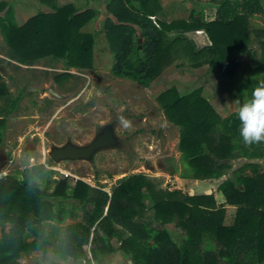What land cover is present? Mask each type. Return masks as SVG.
Instances as JSON below:
<instances>
[{"label":"trees","instance_id":"obj_1","mask_svg":"<svg viewBox=\"0 0 264 264\" xmlns=\"http://www.w3.org/2000/svg\"><path fill=\"white\" fill-rule=\"evenodd\" d=\"M154 1L158 0H107L105 35L116 75L149 86L177 58L197 60L205 53L212 69L242 71L238 56L248 49L250 17L264 12L262 0H220L214 19L194 10L188 18L171 21L152 18ZM99 13L97 8L67 3L51 12L40 10L19 24L13 5L0 0V31L21 62L31 64L49 56L63 59L68 67L91 69L98 32L83 26ZM200 29L208 33L211 44L198 49L187 33ZM226 70L221 74L231 73ZM249 80L254 82L252 93L257 81ZM0 100H5L0 115L7 116L19 97L0 84ZM157 100L167 119L180 128L179 148L187 169L182 175L201 179L226 175L218 185L225 202L218 205L214 193L158 187L144 172L123 177L112 195H77L80 185L88 190L91 186L78 180L77 187L70 188L63 179L49 192L38 182L39 178L49 182L44 165L34 164L23 177L0 178V264H23L21 256L35 250L43 252L36 264H111L109 256L116 251L131 257L133 264H221L220 259L224 264H264V162L234 169L231 163L239 151L264 159V142L246 145L239 135L238 111L223 117L202 88L181 92L172 85ZM6 116L0 117V154ZM248 166L254 171L244 174ZM73 197L95 204L91 217L61 226L67 215L63 199ZM228 204L235 206L234 213ZM173 221L183 228L178 240L165 227ZM48 223H56L54 231H47ZM206 239L224 248L206 251Z\"/></svg>","mask_w":264,"mask_h":264},{"label":"rangeland","instance_id":"obj_2","mask_svg":"<svg viewBox=\"0 0 264 264\" xmlns=\"http://www.w3.org/2000/svg\"><path fill=\"white\" fill-rule=\"evenodd\" d=\"M4 1L10 2L16 10L17 23L25 22L40 10L54 11L55 7L58 9L67 3L74 2L76 7L84 9L94 8V5L100 2L97 0H63V2L46 0L49 7L40 0ZM102 1L104 5L106 0ZM163 1L166 5L172 6L173 1L179 3V0ZM219 1L199 0L198 5L183 3L179 9V15L188 17L191 11L203 10L206 18L213 19L216 17ZM262 4L264 7V0ZM249 25L248 47L251 49L242 51V55L238 56L246 58L238 61L242 67L240 74L233 77L236 72H233L231 68L226 70L228 67L224 68V71L231 73L221 74L222 69H212L209 54L205 53L197 60L187 57L177 58L176 65L171 64L165 67L150 87H145L132 78L118 76L112 71L114 55L107 45L104 32L100 33L96 40L95 66L91 69L68 67L63 59L49 56L34 61L32 67H28L27 63H20L21 61L16 58L0 34V79H4L5 88L7 92L12 93V97H17L18 92L23 93V96L19 97L17 108L10 110L6 117L8 128L5 132V142L1 146V153L8 154L9 158L5 166L1 168V173L9 172V174L23 177L30 171L29 157H31L32 165L40 164L41 166L44 163L47 171H50V183L41 186L46 189L53 188L56 181H60L66 173L71 171L83 179L91 181L92 178L98 186L110 189H113L123 177L144 172L161 187L181 188L185 192L196 188L200 190V185L195 188L191 180L186 181L178 177L176 173H170L175 164L179 166L178 129L175 124L165 120L158 106V100L156 101V95L172 85H176L181 92L202 88V93L214 104L238 110L246 99L251 98L249 94L251 86L245 84L247 77L257 79L258 83L264 81V61L261 60L264 55V12L252 15ZM86 28L96 30L101 27L90 20ZM192 35L193 33H190V36ZM248 52L252 53L248 54ZM233 65L229 66L233 67ZM50 67L78 70L84 74L80 76L69 72L68 78L75 79L76 82L67 80V77L63 78L64 81L58 79L59 90L77 91L73 99H50L49 93L44 91L43 88L48 85L50 76L62 78L65 75L63 74L65 72ZM26 69L31 71L30 75L34 79L30 85L26 83L32 78L25 79L21 76ZM189 76L192 77L190 81ZM222 76H229V79ZM24 85L25 88L30 87L28 91L24 90ZM229 93L230 95H227ZM237 100L239 103L236 102ZM1 103L4 104L2 100ZM120 116L130 122L127 127L120 124L118 119ZM113 119L117 120V131L125 141L124 147L103 149L91 161L80 159L55 162L50 160L49 151L53 145L69 140L76 143L88 141L96 135L101 125ZM153 161L163 166L161 171L156 172L157 174L148 168L153 167ZM40 181L43 182V180ZM217 199L221 201L224 198L219 196ZM234 210L233 207L229 209L232 213ZM77 217L85 219V213H80ZM165 227L168 228L173 239H179L178 231L181 229L179 223L168 222ZM204 246L206 251L214 253L224 248L216 240L210 239L205 240ZM41 255L42 251H34L18 259L23 264L30 262L36 264ZM109 259L113 264H129V258H125L121 252L116 251L109 256ZM220 263L224 264V259H220Z\"/></svg>","mask_w":264,"mask_h":264},{"label":"crops","instance_id":"obj_3","mask_svg":"<svg viewBox=\"0 0 264 264\" xmlns=\"http://www.w3.org/2000/svg\"><path fill=\"white\" fill-rule=\"evenodd\" d=\"M96 1V0H95ZM98 2H99V4L98 5H94V8H97V9H99V11H100V13H99V15H97L95 18H93L92 20H93V22H96L97 23V25H99L101 28H99V29H97L96 28V30H90V29H88V28H86V25H84L83 26V30H89V31H93V32H98L97 33V39H98V35L100 34V33H105V21H106V19H107V17L110 15L109 14V12H108V9H107V7H106V3H107V0L105 1V3H104V5H103V1L102 0H97ZM198 1L199 0H196V3H194V5H198ZM61 2H63V0H61ZM158 2H159V4L160 5H158ZM100 3H102V5L100 4ZM183 3L184 4H193V2L191 1V0H179V3H177V2H175V1H173V6L172 5H166L165 4V2L163 1V0H158L157 1V3H156V1H154V6H155V8L153 9L154 10V15H152V18L153 19H157V20H159L158 18H160V19H163V20H168V21H171V20H173V19H176V18H188L189 16H190V14H191V12H190V14H189V16L188 17H183V16H180L179 15V9H180V7L181 6H183ZM71 4H74V5H76L74 2H71ZM46 5H48L47 3H46ZM49 6V5H48ZM50 7V6H49ZM79 8V7H78ZM79 9H81V8H79ZM203 11V10H202ZM45 12H47V11H45ZM48 12H51V11H48ZM15 14H16V16L15 17H17V12H16V10H15ZM215 18V17H214ZM213 18V19H214ZM206 19H208V18H206ZM209 20V19H208ZM211 20V19H210ZM27 21V20H26ZM25 21V22H26ZM25 22H23V23H25ZM23 23H19V24H23ZM190 33H193V35L192 36H190ZM0 34H1V31H0ZM187 35L188 36H190L192 39H193V41H194V43H195V45H196V47L198 48V49H201V48H203L204 46H209L210 44H211V40H210V37H209V35H208V33L204 30V29H200V30H196L195 32H189V33H187ZM1 36H2V34H1ZM106 37V36H105ZM2 39H3V41H5L4 40V38H3V36L1 37ZM6 42V41H5ZM106 42L108 43V41H107V37H106ZM108 45V47H109V44H107ZM110 49V48H109ZM249 49H251V48H249L248 47V50ZM254 50H256L255 48H254ZM111 51V50H110ZM250 53H252V52H248V54H250ZM245 54H246V52H245ZM242 55V54H241ZM240 56V55H239ZM51 58V57H50ZM242 59H246L244 56H242L241 57ZM240 58V59H241ZM247 60H250V59H247ZM13 62H17V61H15V60H12ZM242 61V60H241ZM176 60L174 61V63H173V65H176ZM20 63H22V62H20ZM28 65H29V63H27ZM34 64V63H33ZM21 65H23V64H21ZM31 65H32V63H31ZM60 67V66H59ZM59 67H50L51 69H57V70H61L62 72H65V73H63V74H65L63 77H66V76H68L69 75V72H71V73H74V74H77V75H84L83 73H79L78 72V70H72V69H68V68H59ZM66 72H68V73H66ZM242 71H240V72H236L234 75H233V77H235L236 75H238V74H240ZM244 73V72H243ZM1 76V75H0ZM230 76V75H229ZM229 76H222L223 78H225V79H229ZM248 79L246 80V83H247V81H251L248 85L249 86H251V88L253 87V81L252 80H249V79H251V78H253V77H247ZM188 79H189V81L190 80H192V77L191 76H189L188 77ZM253 79H255V78H253ZM256 81H257V85H258V80L257 79H255ZM154 82H156V80L154 79L152 82H151V84L152 83H154ZM245 83V84H246ZM0 84H3L4 85V87H5V81H4V79L2 78L1 79V83ZM184 84V83H183ZM145 87H150V85L149 86H145ZM251 88H250V91H251ZM254 88H255V86H254ZM6 89V88H5ZM189 89V88H188ZM192 89H189V90H186V91H182V92H188V91H191ZM7 91V90H6ZM47 91V90H46ZM57 91L58 92H60V93H62V94H71L72 96H70L69 98H67L68 100H71V99H73L74 97H75V95L77 94L76 93V90L75 91H71V92H63V91H61V90H59V89H57ZM8 93H10V92H8ZM160 94V92L156 95V101H157V97H158V95ZM249 94H251V93H249ZM10 95H12V93H10ZM49 95V94H48ZM227 95H230V93L229 94H227ZM17 96H20V95H17ZM51 98L50 99H54V98H58V97H54V96H51V95H49ZM58 99H61V98H58ZM211 100V99H210ZM3 102H4V106H5V100H2ZM212 102V101H211ZM157 103H158V101H157ZM213 103V102H212ZM214 104V103H213ZM2 105V103H1V100H0V106L2 107L3 106ZM17 106H18V103H17ZM17 106H16V108H17ZM158 106H159V108H160V110L163 112V116H164V118H165V120L169 123L170 121L167 119V117H166V115H165V113H164V111H163V109L160 107V105H159V103H158ZM214 106L217 108V110L219 111V113L223 116V117H225V116H228L230 113H233V112H235V111H238V110H232V109H228L227 107H225V106H222L221 104L220 105H218V104H214ZM16 108H14V109H16ZM0 116H6L5 115V113H1V115ZM7 117V116H6ZM172 123V122H171ZM174 125V124H173ZM176 126V128L178 129V141H177V144H178V146H179V142H180V128H179V126H177V125H175ZM7 127H8V125H7ZM116 128V131H117V126L115 127ZM117 133H118V131H117ZM118 135H119V133H118ZM120 136V135H119ZM94 137H95V135H94ZM93 137V138H94ZM121 137V136H120ZM92 138V139H93ZM122 138V137H121ZM123 139V138H122ZM121 139V140H122ZM91 140V139H90ZM90 140H88V141H90ZM69 141H73V140H69ZM69 141H67V142H69ZM88 141H85V142H80V143H78V144H82V143H86V142H88ZM5 142V141H4ZM74 142V141H73ZM66 143V142H65ZM74 143H76V142H74ZM62 144H64V143H62ZM55 145H60V144H55ZM54 146V145H53ZM114 148H121V147H114ZM179 149V157L177 156V158H178V164H179V166L178 165H176L175 164V167L172 169V170H170V173L171 174H177L178 175V177H180L181 179H183V180H186V181H188V180H191L193 183H194V185H195V188H196V186H198V185H200L201 187V189L200 190H197V188L196 189H193V191L191 190V191H188L190 194H195V193H207V194H211V193H214L215 194V197H216V199L219 197V196H222L223 198H224V195L218 190V185H219V183L223 180V179H225L226 178V175H224L223 177H221V178H204V179H201V178H194L193 176H188V177H184L182 174L183 173H185L186 172V170L187 169H185V166H184V164L182 163V151L180 150V148H178ZM100 152V151H99ZM13 153V152H12ZM49 154H50V151H49ZM1 155H5V157H6V162H5V164L7 163V159L9 158V155L8 154H3V153H1L0 154V156ZM96 157H94V159H95ZM179 158H180V160H179ZM50 159H53L52 157H51V155H50ZM10 160H12V159H10ZM85 160V159H84ZM93 160V159H92ZM53 161H55L54 159H53ZM64 161H76V160H64ZM88 161H91V160H88ZM56 162V161H55ZM254 162H258V163H263L264 162V159H262V158H249L248 156H246V154L242 151H239V153H238V155L235 157V158H233V159H231V163L233 164V169L234 168H237V167H241V166H244V165H246L247 163H254ZM42 165H44V169H45V171H44V174H46V176H49V183H50V181H51V174H50V172H47V169L45 168L46 167V165L44 164V163H42ZM152 165H153V167L151 168V167H148L149 168V170H151V171H153V172H155V174H157L156 172H159V171H161L162 169H163V166L161 165V164H157L156 162H154L153 161V163H152ZM5 166V165H4ZM44 169H42V170H44ZM144 169H146L145 167H144ZM146 171H148V170H146ZM253 171H254V169L253 168H251V167H246V169H245V171H244V174H250V173H253ZM189 173H190V171H188ZM136 173H138V172H136ZM231 173V170L229 171V174ZM2 175H4V174H2ZM7 175H9V172L6 174V175H4V176H7ZM15 175V174H14ZM19 176V175H18ZM3 176H1L0 178H2ZM64 181H67L68 182V184H69V187L71 188H74V187H77V182H78V180H83V181H85V183H87V184H89L90 186H91V189H87L84 185H80L78 188H76V194L78 195V194H80V195H84V196H88V194H90V195H92V197H97V196H101L102 195V192H108L109 193V195H112V192H113V189L118 185V183H117V185L113 188V189H110L109 187H101V186H98L96 183H95V181H93V179L91 178V181H89V180H86V179H83V178H81L80 176H78L75 172H71V171H69L68 173H66L65 175H64V177L62 178ZM40 180H43V182H41ZM157 185H158V187H161V186H159V184L154 180V179H152ZM41 182L42 184H41V186H43V185H47V184H49L48 182L47 183H45L46 181H45V179L44 178H39L38 179V182ZM57 184V181H56V183H55V185ZM54 186V185H53ZM55 187V186H54ZM54 187L53 188H49V189H46V188H44L45 190H47V191H49V192H51V191H53V189H54ZM162 188H168V187H162ZM168 189H170V188H168ZM181 189V188H180ZM170 190H175V189H170ZM181 190H183V189H181ZM184 192H185V190H183ZM51 199H54L56 202L58 201V199H55V198H51ZM64 200V208H65V211H66V213H67V215H65L64 216V220L62 221V222H59L60 223V225L61 226H66V225H69V224H72V223H76V222H88V219L91 217V214H92V212H93V209H94V207H95V204L94 203H92V202H81V200H79L78 198H69V199H63ZM225 202V198L224 199H222L221 201H219L218 199H217V203H218V205H220V204H222V203H224ZM109 204H110V200L108 201V203H107V205L105 206V211H104V215L105 214H107V211H108V208H109ZM227 206H229V208H231V207H233V208H235V206H230L229 204L227 205ZM66 208H67V210H66ZM80 213H85V219L83 218H78L77 216H80ZM169 223H172V222H169ZM97 225V222L95 223V225L93 226V231H95V228L97 227L96 226ZM55 226H56V223H48L47 224V231H54V229H55ZM119 227H120V225H119ZM183 231V228L181 227V229H180V232H182ZM101 233H102V231H100ZM2 233H3V225L2 224H0V236L2 235ZM94 233V232H93ZM92 233V235H94ZM34 238V236H29V239H33ZM35 251H41V250H35ZM34 252V251H33ZM117 252H119V251H117ZM43 253V252H42ZM115 253V252H114ZM122 253V252H121ZM113 254V253H112ZM112 254H110V255H112ZM123 256H125L124 254H123ZM125 258H129V264H133V260H132V258L131 257H126L125 256ZM130 259L132 260V263L130 262ZM111 262V261H110ZM111 264H113V263H111Z\"/></svg>","mask_w":264,"mask_h":264},{"label":"water","instance_id":"obj_4","mask_svg":"<svg viewBox=\"0 0 264 264\" xmlns=\"http://www.w3.org/2000/svg\"><path fill=\"white\" fill-rule=\"evenodd\" d=\"M142 38H140V41ZM49 95L61 99H67L71 94H62L58 91H48ZM121 137L118 135L115 126L111 123L107 125L101 132L95 135L93 139L86 143L78 144L73 141L66 142L60 145L52 146L50 150L51 157L56 162L64 160H92L96 154L104 148L120 147ZM6 162L5 155L0 156V170ZM132 263V260L130 259Z\"/></svg>","mask_w":264,"mask_h":264},{"label":"clouds","instance_id":"obj_5","mask_svg":"<svg viewBox=\"0 0 264 264\" xmlns=\"http://www.w3.org/2000/svg\"><path fill=\"white\" fill-rule=\"evenodd\" d=\"M239 103V100L236 101ZM239 135L246 145L264 142V81H260L238 109ZM121 125L127 127L129 121L123 116L118 117ZM32 167V158L29 157ZM35 179V178H34Z\"/></svg>","mask_w":264,"mask_h":264},{"label":"flooded vegetation","instance_id":"obj_6","mask_svg":"<svg viewBox=\"0 0 264 264\" xmlns=\"http://www.w3.org/2000/svg\"><path fill=\"white\" fill-rule=\"evenodd\" d=\"M28 67H32V65L31 64H29L28 65ZM79 73H81L80 71H78ZM30 73H31V71H29V70H27L26 69V71L24 72V75H21V76H24V78L25 79H27V78H30L31 77V75H30ZM70 75H68V76H66L67 78L69 77ZM32 79H31V81H27L28 83H26V84H32L33 82H34V79H33V77H31ZM63 78H65V77H54V76H50L49 77V83H48V85H45V87L43 88L44 89V91H46V90H48V91H52V93L54 92V91H57V89H60L59 88V83H58V79H61L62 81H64L63 80ZM67 80H69V81H71V82H76V80L75 79H70V78H68ZM30 87L29 86H26V88H25V85H24V90H27L28 91V89H29ZM75 91V90H74ZM69 92H71V91H69ZM76 93H77V91H76ZM29 94V93H28ZM17 95H20V96H17V97H22L23 96V93L22 92H18V94ZM113 124L115 127L117 126V120L116 119H113V120H111V121H108L107 123H105V124H103V125H101L99 128H98V130L96 131V134H98L99 132H101L107 125H109V124ZM122 139V138H121ZM125 141L122 139L121 140V142H120V147H124V145H125V143H124ZM104 149H106V148H104Z\"/></svg>","mask_w":264,"mask_h":264},{"label":"built area","instance_id":"obj_7","mask_svg":"<svg viewBox=\"0 0 264 264\" xmlns=\"http://www.w3.org/2000/svg\"><path fill=\"white\" fill-rule=\"evenodd\" d=\"M10 161H12V160H10ZM8 173V172H7ZM7 173H5L4 175H6ZM3 173H1V171H0V175H2Z\"/></svg>","mask_w":264,"mask_h":264}]
</instances>
